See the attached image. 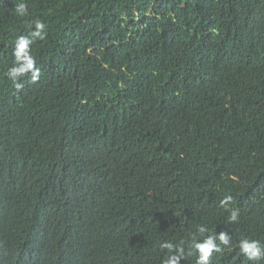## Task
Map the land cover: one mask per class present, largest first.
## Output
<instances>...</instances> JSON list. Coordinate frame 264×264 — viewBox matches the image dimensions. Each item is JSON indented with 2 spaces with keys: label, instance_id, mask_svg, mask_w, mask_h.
<instances>
[{
  "label": "trees",
  "instance_id": "1",
  "mask_svg": "<svg viewBox=\"0 0 264 264\" xmlns=\"http://www.w3.org/2000/svg\"><path fill=\"white\" fill-rule=\"evenodd\" d=\"M17 2L0 0V264H95L124 246L113 225L143 233L212 192L255 215L245 232L262 219L264 0H26L25 17ZM33 18L41 75L18 91L5 73ZM229 41L235 76L213 82L202 57ZM141 245L168 252L151 232Z\"/></svg>",
  "mask_w": 264,
  "mask_h": 264
},
{
  "label": "clouds",
  "instance_id": "2",
  "mask_svg": "<svg viewBox=\"0 0 264 264\" xmlns=\"http://www.w3.org/2000/svg\"><path fill=\"white\" fill-rule=\"evenodd\" d=\"M18 17L29 14L26 0H18L14 5ZM27 35H19L15 39L12 50L13 64L5 75L16 90L23 88L21 78L30 75V83L39 81L41 69L31 51L37 40L46 38V24L40 18H33L26 24ZM239 42H231L218 52V46L208 49L202 57V65L208 64V71L213 82L229 81L235 76L237 50ZM219 56H222L219 59ZM236 180V175H232ZM264 185V179H263ZM233 197L226 190L221 195L210 193L207 202L196 204L192 215H161L159 217L142 218L139 222L144 232L131 227L113 225L112 217L107 220L122 237L124 246L108 245L100 248L95 264H264V209L257 210L262 218L245 232L242 227L247 217L255 216L243 208L230 205ZM201 209L216 218L213 224L203 226L199 223L196 213ZM251 213V214H250ZM151 232L161 249H168L161 262L156 255L155 262H150L144 253L145 236ZM177 244V245H176Z\"/></svg>",
  "mask_w": 264,
  "mask_h": 264
}]
</instances>
